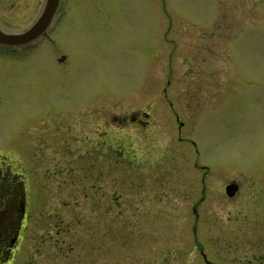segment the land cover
I'll use <instances>...</instances> for the list:
<instances>
[{
  "label": "rangeland",
  "instance_id": "374dc122",
  "mask_svg": "<svg viewBox=\"0 0 264 264\" xmlns=\"http://www.w3.org/2000/svg\"><path fill=\"white\" fill-rule=\"evenodd\" d=\"M0 1L2 28L26 29L35 15L24 9L28 0ZM70 2L57 26L66 22L64 36L52 34L65 62L53 63L61 52L41 55L50 44L28 53L0 48V154L24 176L27 205L22 254L11 264H70L73 229L76 264H204L197 249L209 260L208 247L223 245L221 213L229 208L212 204L208 192L203 201L200 168L207 185L233 177L230 168L264 164V0ZM53 103L54 125L64 130L61 164L41 169L37 124L21 121ZM143 113L144 127L131 119ZM16 132L9 153L5 141ZM204 223L215 225L208 237Z\"/></svg>",
  "mask_w": 264,
  "mask_h": 264
},
{
  "label": "flooded vegetation",
  "instance_id": "af4514ba",
  "mask_svg": "<svg viewBox=\"0 0 264 264\" xmlns=\"http://www.w3.org/2000/svg\"><path fill=\"white\" fill-rule=\"evenodd\" d=\"M48 1L51 0H28L27 5L24 7L25 10H27V7L31 8L32 13L35 10V15L33 16V20L29 23L27 28L23 31L21 30L22 32L27 30L30 25H33L38 16L43 14L42 12L45 9H51L53 12V14H50V18L48 19V25L45 26L43 32H41L39 37L33 43L30 42L29 45H22L19 46V48H5L0 45V48H3L5 51L11 53H15L17 50H20V52L23 53H28L30 51V48L34 49L41 45L48 46L50 44L52 46V49L50 48L48 53L46 51L45 53L42 52L41 55L46 56V59L49 60L53 54L61 52L60 56L56 57L55 62L53 63L55 65H60L61 63L65 62V53L62 52L61 49L60 51L58 50V43L56 42V39L52 36V34L58 28L57 34L59 35L62 32L61 35L64 36L65 32L62 31V28L66 24V19L64 20V24L61 21V27L57 26L60 23L59 21L61 20V18L63 20L65 14L68 13V5L71 2L70 0H52L54 3L48 4ZM4 5L6 4H3V6H1L2 9H4ZM97 5L94 4L95 7H97ZM247 22L253 23V21L251 20ZM210 24H212V22H210ZM0 30L2 31V33L16 34L9 30L6 31L2 28L1 25ZM209 30H211V28ZM217 31L218 29L216 26V35L214 38L215 40L219 39V37L222 38L223 35L220 30L218 33ZM207 41H213L212 35L207 38ZM55 47H57V50H55ZM44 56H41V60ZM68 61V63L65 65H68L69 71H71V75H73L72 80H74L75 72L74 70L72 71L73 68H71L70 58ZM192 74H194L196 78H199V68L194 66L192 69ZM52 80L53 79L51 77V81ZM47 83L50 84V82ZM193 86L197 88V91L199 88V84H197L196 86L195 84H193ZM75 91L77 90L74 89V93H72V95H70L71 97L68 98L71 106L77 104L74 97L77 94ZM50 93H53L52 87L50 88ZM185 95L187 96V98L191 97L190 99H193L192 94H189L186 91ZM44 100L45 102H50L49 99L44 98ZM78 101L79 99L77 98V102ZM197 101L200 102L199 100ZM80 102V106H83L82 109H84L85 106H88L87 101L82 100ZM54 105H56V103H53L51 105V109H48V107L42 108L35 112L33 116H29L27 119L25 118L23 119V121H21L22 125L24 124L23 128L31 127V129H33L34 123L37 124V139H39L37 147L39 150L38 154L40 156L39 160L37 159L38 161L36 163L39 164V167L41 169L45 167V165H52L51 168L55 169L58 167V165L61 164V159L59 157V153H57L56 151V147L59 146L58 135H60V133H64V130L60 127L57 128V126L54 125V119H58L59 115L58 107ZM168 106L171 107V104L169 103ZM74 110L75 109H73L72 107L67 111L70 117L69 121L72 122ZM174 117L178 119L177 115L175 114ZM84 119H86V116ZM89 119L91 118L88 116V120ZM131 119L132 121L134 120V123H137L138 126L144 127L146 124H148L147 120L149 118L146 113H143L140 119L137 118V116H133V118ZM101 120L108 122L107 118H103ZM178 127L180 129L183 128L181 123H178ZM73 129L74 125L73 123H71L65 127V132L72 135ZM180 129H178L179 134ZM17 135H19V132L14 133V136L8 139V142L7 140L5 141L7 144L4 147V150H8L9 153L12 152L10 150H14L13 146L8 145L12 143L13 139ZM68 139H71V137H69ZM69 142L70 144H72V141ZM188 142L191 146H194L193 142ZM70 144L66 145L67 152H69L68 157L72 153ZM0 146L2 147L1 144ZM193 148V150H195V147ZM47 151L50 152L48 153ZM7 157V155L3 156L2 154H0V264H11L12 262H14L15 258L18 257L19 253L22 254L20 250V242L21 240H23V237H25L24 228L26 227L25 220L27 217V205L25 198L26 195L24 189L25 185L22 181V177L24 176L20 175L17 172H13L12 168H15V166L17 165L16 163L14 164L13 162H11ZM229 170L231 171V174L234 175L233 177L228 178L227 180H222L221 175L220 179H218L216 182L212 183L210 181L207 183V185H205V168H200L201 176H203L202 181L200 180L202 186L201 193L203 196V201L206 198V196L204 195L208 192L209 194L207 196L211 198L212 204H214L215 200L217 202V205L219 204L221 208L229 209L221 213L223 217H225L226 225H228L225 226V228L220 232V235H222L223 245L208 247L209 260L205 259L206 257L203 255L201 249H197L199 251L198 254L199 256H202V261L204 264H217L216 262H220L221 264H264V164L260 167L246 166V168L238 167L230 168ZM227 186L232 191V193L228 195L224 193ZM89 213L93 214L94 212L89 211ZM229 214L233 215L230 216ZM90 216L91 215H89L88 217ZM196 218H198V216H196ZM203 229H206L207 237L209 236L211 231L216 230L215 225H209L208 223H204ZM103 231V235L107 234L106 230ZM71 233L72 234L68 239L66 252L68 253L67 263L76 264L75 259L78 255L76 245L78 244V242L75 236L76 232L74 231V229L71 231ZM90 237L91 232H84L80 235L81 241L79 242L81 243V245H83V248H86L91 243ZM104 240L105 238H102V236H100V241ZM60 242L62 243L60 245L61 250L63 249V245H65V242L62 239ZM61 256L64 257V254L62 252H58L56 261L58 260V258L60 259Z\"/></svg>",
  "mask_w": 264,
  "mask_h": 264
},
{
  "label": "water",
  "instance_id": "95a60500",
  "mask_svg": "<svg viewBox=\"0 0 264 264\" xmlns=\"http://www.w3.org/2000/svg\"><path fill=\"white\" fill-rule=\"evenodd\" d=\"M53 1H50V4H53ZM51 9H47V11H44L43 15L40 16V18H38V20L35 22V25L31 26L30 28H28L27 31H25L24 33H19L18 35H12V34H4L2 33V31L0 30V44L4 45V46H13V47H17L19 45H26L27 43H29V41L31 40H35L39 34H41V32H43V30L45 29V26L48 24L47 21L50 17V14L53 13ZM51 12V13H50ZM225 193L231 194L232 191L229 187H227V189L225 190Z\"/></svg>",
  "mask_w": 264,
  "mask_h": 264
}]
</instances>
